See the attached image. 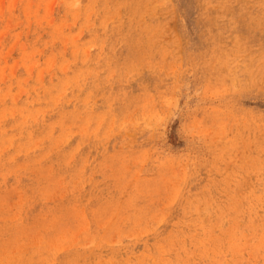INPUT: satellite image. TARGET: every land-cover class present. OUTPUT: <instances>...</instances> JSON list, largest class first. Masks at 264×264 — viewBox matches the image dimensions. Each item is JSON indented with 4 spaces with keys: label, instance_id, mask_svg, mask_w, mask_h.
Returning <instances> with one entry per match:
<instances>
[{
    "label": "rangeland",
    "instance_id": "obj_1",
    "mask_svg": "<svg viewBox=\"0 0 264 264\" xmlns=\"http://www.w3.org/2000/svg\"><path fill=\"white\" fill-rule=\"evenodd\" d=\"M0 264H264V0H0Z\"/></svg>",
    "mask_w": 264,
    "mask_h": 264
},
{
    "label": "bare ground",
    "instance_id": "obj_2",
    "mask_svg": "<svg viewBox=\"0 0 264 264\" xmlns=\"http://www.w3.org/2000/svg\"><path fill=\"white\" fill-rule=\"evenodd\" d=\"M39 6V5H38Z\"/></svg>",
    "mask_w": 264,
    "mask_h": 264
}]
</instances>
